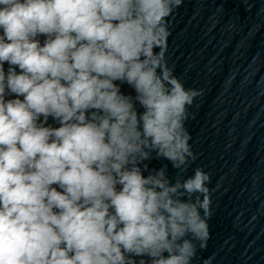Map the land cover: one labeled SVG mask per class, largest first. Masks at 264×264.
Returning a JSON list of instances; mask_svg holds the SVG:
<instances>
[{
  "label": "clouds",
  "instance_id": "obj_1",
  "mask_svg": "<svg viewBox=\"0 0 264 264\" xmlns=\"http://www.w3.org/2000/svg\"><path fill=\"white\" fill-rule=\"evenodd\" d=\"M182 3L0 0V264H192L207 247L210 174L181 178L203 93L166 58Z\"/></svg>",
  "mask_w": 264,
  "mask_h": 264
},
{
  "label": "water",
  "instance_id": "obj_2",
  "mask_svg": "<svg viewBox=\"0 0 264 264\" xmlns=\"http://www.w3.org/2000/svg\"><path fill=\"white\" fill-rule=\"evenodd\" d=\"M169 29V66L203 93L186 122L197 159L181 178L210 174L213 215L192 264H264V0H183ZM165 164L174 183L168 161L149 162Z\"/></svg>",
  "mask_w": 264,
  "mask_h": 264
}]
</instances>
